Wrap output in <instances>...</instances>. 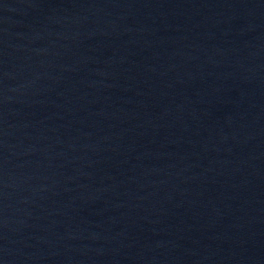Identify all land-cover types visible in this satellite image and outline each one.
Returning <instances> with one entry per match:
<instances>
[{
	"label": "water",
	"instance_id": "water-1",
	"mask_svg": "<svg viewBox=\"0 0 264 264\" xmlns=\"http://www.w3.org/2000/svg\"><path fill=\"white\" fill-rule=\"evenodd\" d=\"M0 264H264V0H0Z\"/></svg>",
	"mask_w": 264,
	"mask_h": 264
}]
</instances>
